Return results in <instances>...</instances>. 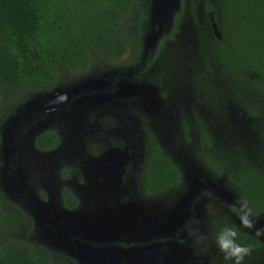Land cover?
<instances>
[{
	"label": "trees",
	"instance_id": "obj_1",
	"mask_svg": "<svg viewBox=\"0 0 264 264\" xmlns=\"http://www.w3.org/2000/svg\"><path fill=\"white\" fill-rule=\"evenodd\" d=\"M140 3L0 0V129L32 94L48 91L69 73L87 72L100 59L118 62L130 47L125 68L143 57L146 67L140 76L155 63L169 72L168 79L164 74L147 80L165 98L166 128L164 120L146 126L143 192L156 197L183 184L181 152L234 199L247 200L250 218L264 223V0H181L152 53L144 52L142 39L150 30L148 1L143 9ZM132 11L136 33L128 38L125 27L132 25L127 23ZM162 55L173 56L165 59L168 67L158 61ZM171 68L179 76H171ZM176 82L182 101L169 96ZM58 144L53 131L35 139V147L44 152ZM62 199L66 209L74 208L66 188ZM228 221L212 219V243L229 224L250 252L262 248L258 239ZM31 227L30 217L0 190V264H74L29 241Z\"/></svg>",
	"mask_w": 264,
	"mask_h": 264
},
{
	"label": "rangeland",
	"instance_id": "obj_2",
	"mask_svg": "<svg viewBox=\"0 0 264 264\" xmlns=\"http://www.w3.org/2000/svg\"><path fill=\"white\" fill-rule=\"evenodd\" d=\"M159 1L154 15L152 1L147 5L150 30L142 35L148 44L145 53L153 52L179 4L178 0ZM144 5L141 0L139 7L143 9ZM134 13L127 18L132 24L125 27L128 38L136 33ZM130 51L129 47L118 62L100 59L87 72L59 78L48 91L34 93L21 102L1 125L0 190L31 219L30 236L23 237L66 256L74 264H220L223 257L217 251L211 253L210 243H206L212 219L225 218L240 231H254L252 234L260 237L262 248L250 252L243 262L264 264V223L250 218L252 227L243 228L237 214L228 208L237 200L188 162L185 154L178 153L185 165V179L179 188L158 199H139L138 184L131 180L130 172L136 174L140 164L145 138L140 124L144 119L152 128L164 120L162 129L166 128L165 98L158 96L150 81H145L164 74L168 79L169 72L155 63L140 76L146 67L143 57L135 67L125 68ZM172 57L162 55L158 61ZM177 73L171 68V76L176 78ZM174 84V94L169 96L182 101L185 96L177 82ZM47 130L57 134L59 145L52 152H40L35 148V139ZM105 158L112 160L113 171L105 166ZM67 187L78 201L77 209L71 212L61 202L60 193ZM203 191L212 192V197L199 199ZM106 202L110 205L103 211L107 207H100ZM118 213L136 223L106 231L105 227L115 226ZM192 220L199 223L190 224ZM189 227L199 229L205 236L203 243H195L187 235ZM125 239L126 248L115 245ZM132 243L143 246L130 247ZM202 251L207 253L202 256Z\"/></svg>",
	"mask_w": 264,
	"mask_h": 264
},
{
	"label": "clouds",
	"instance_id": "obj_3",
	"mask_svg": "<svg viewBox=\"0 0 264 264\" xmlns=\"http://www.w3.org/2000/svg\"><path fill=\"white\" fill-rule=\"evenodd\" d=\"M238 207H234L233 211L237 213L240 225L243 228H251L252 209L249 207L247 200H237ZM208 211H212L208 209ZM199 221L192 220L190 224H198ZM260 233L258 232L257 235ZM187 235L194 239L195 243H203L205 236L199 233V229L195 227H189L187 229ZM214 243L222 254L224 261L230 262V264H243L246 256L250 253V247L238 242V231L234 226L225 224L217 231L213 237Z\"/></svg>",
	"mask_w": 264,
	"mask_h": 264
},
{
	"label": "flooded vegetation",
	"instance_id": "obj_4",
	"mask_svg": "<svg viewBox=\"0 0 264 264\" xmlns=\"http://www.w3.org/2000/svg\"><path fill=\"white\" fill-rule=\"evenodd\" d=\"M148 1V3H150V1L151 0H147ZM179 2L181 1V0H178ZM147 3V4H148ZM146 4V5H147ZM145 6V5H144ZM121 78V77H120ZM139 81H140V79H139V77L137 78ZM114 80V79H113ZM121 80H124L125 82H127V81H129V82H132L131 81V79H129V80H126V79H122L121 78ZM121 80H116V82H118V81H121ZM112 81V80H111ZM114 82V81H113ZM147 81H145V83H146ZM144 84V83H143ZM142 84V82L140 83V85H143ZM140 99V97H138V100ZM136 100V98L133 100V101H135ZM118 103V102H117ZM59 109V108H58ZM141 117V116H140ZM143 120V124L141 123L140 124V127H141V125H142V130H143V132L145 133V129H146V121L144 120V119H142ZM47 131H49V130H47ZM43 132H45V131H42V132H40L39 134H41V133H43ZM35 145V144H34ZM59 145V144H58ZM117 145V144H116ZM58 147V146H57ZM56 147V148H57ZM36 148V147H35ZM55 148V149H56ZM37 149V148H36ZM54 149V150H55ZM38 150V149H37ZM54 150H51V151H46V152H52V151H54ZM38 151H40V150H38ZM40 152H44V151H40ZM145 152H146V150H145V143H142V153L140 154V157H139V161H140V164H138V168H137V171H136V174H133L132 172H130L131 173V180H133V181H135V182H137V184H138V193H139V195H140V197H139V199H145V200H147V199H158L159 197H161V196H163L165 193H163V194H161V195H159V196H156V197H151V196H147L143 191V188H142V163L144 162V159H145ZM111 159H109V158H105V166H107V167H110L111 168V171H113L114 170V166H113V164L111 163ZM135 173V172H134ZM135 175V176H134ZM63 189H65V188H63ZM62 189V190H63ZM66 189H68L69 191H70V193L72 194V196H73V193L71 192V190L67 187ZM168 193V192H167ZM212 192H209V191H203L200 195V197H199V199H202V198H204V199H207V198H209V197H212ZM60 195H61V202H62V205H63V199H62V191H61V193H60ZM132 197V196H131ZM73 198L75 199V206H74V208H72V209H66L65 207H64V205H63V207H64V209H66L67 211H69V212H71V211H74L75 209H77V207H78V201H77V199L73 196ZM129 198V200H127L128 201V203H131L133 200L130 198V197H128ZM203 200V199H202ZM111 202H112V200H111ZM101 204V203H100ZM108 205H110L109 203H104L100 208L101 209H103V208H105V207H107ZM124 205H127V204H124ZM114 207V206H113ZM93 208H95V207H91V209H93ZM110 208V207H109ZM105 210H108V207L106 208V209H103V211H105ZM160 210V209H159ZM190 210V213H191V209H189ZM102 211V210H101ZM100 211V212H101ZM147 211V210H146ZM193 215V214H192ZM191 219V215L189 216V218H187V221L188 220H190ZM125 223H126V221H128V224L129 223H132L131 225H133V224H135L136 222L134 221V222H132V220H126V217L124 218V220H123ZM128 224L126 225V226H128ZM180 225H181V223H180ZM113 226V225H112ZM106 231H109L110 230V226L108 227H106V228H104ZM108 233V232H107ZM112 233H115V232H112ZM111 233V234H112ZM116 233H117V231H116ZM252 233H254V231H251L250 233H248V234H250V235H252L253 237H255L256 239H258V241H260V237H257L256 235H254V234H252ZM179 234H181V231L179 232ZM116 235H119V234H116ZM118 237V236H117ZM117 237H116V239H117ZM174 237L177 239V238H179V235L178 234H175L174 235ZM174 237H171V238H174ZM118 241H121V242H118V243H115V245H117V246H121V247H125L126 248V245H127V240L125 239V240H118ZM133 242H135V240H133ZM169 242H170V240H169ZM208 243H210V246H211V248H210V250L209 251H211V253L212 252H214V251H217L218 252V255L219 256H221L222 257V254L221 253H219V251H218V249H217V247H216V245H214V243H212L210 240H208L207 241V243L206 244H208ZM135 245H137V247H142L143 245H140V244H135V243H132L131 245H130V247H133V246H135ZM206 251H208V250H206ZM206 251H202L201 253L203 254L202 256H204L207 252ZM201 256V255H200ZM197 257V260H199V256L197 255L196 256ZM206 257V256H205ZM208 258V257H207ZM246 258V261H247V256L245 257ZM209 259V258H208ZM244 264L245 263H247V262H243ZM220 264H230V262H226V261H223V262H220Z\"/></svg>",
	"mask_w": 264,
	"mask_h": 264
},
{
	"label": "water",
	"instance_id": "obj_5",
	"mask_svg": "<svg viewBox=\"0 0 264 264\" xmlns=\"http://www.w3.org/2000/svg\"><path fill=\"white\" fill-rule=\"evenodd\" d=\"M151 1H152V10L151 11H152V13L154 15L155 14V10L157 9L158 3L161 2V1H159V0H151ZM152 18L153 17L151 16V21L153 20ZM148 35L155 39V36H153V34L150 33ZM156 37H157V35H156ZM146 39H148V38H146ZM143 43H144V50H145V48H146V46L148 44H147V41H144ZM116 216H117L118 219H117V221L115 223H113L115 226L110 225V230H113V228H117L118 229V228H121V227L126 226L128 224V221H126V223L123 221L125 217L127 218V216H125L123 213H121V214L118 213V215H116Z\"/></svg>",
	"mask_w": 264,
	"mask_h": 264
}]
</instances>
